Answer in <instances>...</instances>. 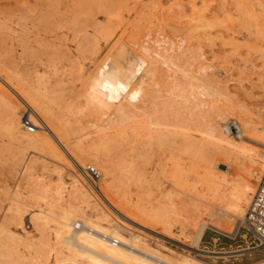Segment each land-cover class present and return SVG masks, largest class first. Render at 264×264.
Here are the masks:
<instances>
[{"label": "bare ground", "instance_id": "1", "mask_svg": "<svg viewBox=\"0 0 264 264\" xmlns=\"http://www.w3.org/2000/svg\"><path fill=\"white\" fill-rule=\"evenodd\" d=\"M233 1V6L236 8L237 14H239L238 16L243 20L245 27L243 30H246L250 36L251 34H259L263 35L262 37L264 38V23L261 20L264 15H262V12L261 16L258 10L254 8L251 0ZM95 3L92 5L93 7H95ZM99 3L100 1L97 6L100 5ZM157 4L159 11L161 8L164 9L162 6H165V4L161 6L159 1ZM173 4L180 7V10L183 9V11H187L186 13H188L185 15L182 11V17H187V20L179 21L178 29L174 27L177 32L179 30L183 31L182 34L186 37H184V40H181L183 37L180 36L177 38H169L170 35L166 36L165 34H161L167 28L169 29L171 27L170 25L166 29H160V27V30H152L153 27L147 24L145 25L143 22L144 26H142L143 24H140V21L143 20V17H140L141 11V13L136 12V16L134 14L132 18H128V21L125 20L126 22H123L119 9L121 5L119 8V5L115 6L117 10H114L115 7H111L113 9L110 8V10L107 8L108 10L106 11L105 6L103 7L104 4H101L105 9L102 8L105 14L103 17L104 22L101 21L102 24H100L101 22L94 21L95 23H93L89 19L93 23L92 26L95 32L101 35L105 42L109 43V47L107 46L108 49L99 57L100 59L96 62L94 68L87 72L86 70L83 71L85 68L82 70L80 64L75 60L76 57L73 59V56H71L72 59H70L72 61H70V65L66 61L69 69L72 68L73 76H75L71 82L65 78L66 76L57 75L58 69L55 68L52 77L46 76V72H44L45 74L34 72L35 76L33 80L29 78L26 80L22 76L27 71L25 73L22 72L20 69L21 66L19 68L17 67L18 69L16 68V70L19 72L20 69L23 73H21L22 75H18L16 70L15 72L13 71L14 73H10L9 70L12 67L7 70L9 72L0 68V107L5 114V116L1 115L0 117H5V121L4 117L1 118V121H4L3 129L10 137L9 140H16L18 148L19 146L25 147V149L28 148L33 152L51 157L54 161L56 159L60 162H66L67 167H70L74 171V176H71L72 181L69 182L70 189L68 191V198L66 199L67 203L63 200L65 184L61 177L54 184H45L41 182L42 178L40 181L36 179L37 181L34 182L33 178H36V175L31 180L34 183L31 189L38 188L42 195L41 198L49 199L48 211L44 212V210L36 209L35 211L37 213L35 212L36 215L34 213V219L41 228H45L48 223H52L55 227V229L53 228L55 231L53 235H55V238L60 243H63V246L61 244L59 245V242L56 243L59 247L54 249L55 246L53 248L50 247L47 241L42 242L44 248L40 249L42 251L45 249L43 259L41 257V260L45 261L42 263L211 264L193 256H190L189 259H187L188 257L172 259L164 256L160 252L146 246L144 244L145 242H142L138 235H134L132 230V227H134L133 224L151 229L170 238L180 240L186 237L188 238V240L186 239L188 243L187 247L194 248L198 252L210 256L220 252L199 248L205 229L212 227L223 233L232 232V225L229 224L230 220L228 217L244 218L246 213L244 207L247 204L246 208L249 206L264 170V133H260V131L256 132L258 130L255 127L256 124L254 125L253 122H248L249 120L244 122L235 120L238 128L243 130V134L246 132V135L243 137L249 142L239 143V141L234 142L227 138L226 134H228V131L222 121L226 115L224 110L226 107L228 108L226 105L229 99L228 96L231 95V98L234 97L230 94L232 90L230 91V88L228 89L229 85H216L218 77L215 78L216 80L213 79L214 77L207 70L208 65L204 66L206 69L196 68L197 70H195L194 59L190 57L192 55L190 53V47L193 40L201 41L205 39V41H209V45H212L213 41L218 38L220 44L225 45V40L228 39L230 46L233 45L232 48L236 51L239 44L236 46L234 41L238 36L235 38L233 35L235 33L230 30L231 20L224 18L230 24L228 22L226 24V21L225 24H222L224 22L222 18L225 16H221L219 13L222 18L218 15L216 16L222 22L218 24V19L216 22L217 17L211 13V4H209L208 0H186L185 3L182 0H173ZM114 5L116 4L114 3L112 6ZM216 6L218 5L216 4ZM216 6L215 11L217 9ZM222 6L224 7V5ZM87 7L90 10L91 5ZM261 8L263 7L261 6ZM23 10L25 9L23 8ZM224 10L225 8H223V14L228 9ZM36 13L38 14L39 12ZM23 16H26L25 13ZM87 16L91 17V14L89 15L88 13ZM77 18L76 20L78 21L84 17ZM72 20L70 19V21ZM158 20L162 23V19ZM164 20L166 18H163V23L166 22ZM85 21L83 22L85 23ZM148 22L152 26L153 21L151 22L150 19ZM30 24L32 23L30 22ZM75 25L77 24L75 23ZM86 25H88V22ZM228 25H230V28ZM83 26L85 27V25ZM236 26L241 27V25ZM72 27L74 28L73 24ZM89 28H91V24ZM170 30L175 33L173 27L169 29V33ZM86 33H88L87 30ZM84 36L83 44H80L83 38L78 39L80 46L78 48L80 51L77 52L82 55L81 57L84 56V58L88 57L90 59L91 57L87 56L89 52L87 53L86 48L84 49L83 47L85 46L88 49L86 45L91 43L90 48L92 52L93 50L97 52L99 47L96 45L95 35L93 33L92 35L90 33L89 36ZM244 37L246 38V35ZM260 40L259 42L261 43L264 41L262 39ZM196 43L199 42L195 41L194 44ZM58 45L57 47H59ZM75 47L77 46L75 45ZM63 50H61V53L65 52ZM85 52L87 53L86 55ZM201 54L203 55L202 52ZM62 55L65 58L64 54L59 56L62 57ZM68 56L69 54H67ZM189 59H192V61H189ZM57 60L59 59L57 58ZM204 60L205 58H203V62ZM62 62H60V65ZM49 63L46 64V67L50 65ZM58 64L55 65L57 66ZM4 65L2 63V66ZM53 65L51 66L53 67ZM204 65L206 64L204 63ZM24 68L28 69L27 67ZM64 73L66 72L62 71L61 74ZM221 83V85H224L223 82ZM22 107H24L25 111H23ZM24 118H27L36 129L32 132L23 130L22 121ZM86 128L91 129L89 133L87 132L88 134L91 133V136L88 138L82 135L85 132L81 134L83 130H87ZM88 134L86 135L88 136ZM164 147L168 148H166L167 151ZM18 148H16V151ZM155 149L161 152L158 173L162 175L170 173L171 181L167 185L165 183L159 184L155 182L157 178L155 173L157 170L151 172L142 163L139 164L144 160H148V156L154 154L151 152H154L153 150ZM118 150L120 156L117 155V157L119 159L113 156V153ZM19 153L22 154L23 151ZM120 153L123 155L121 156ZM17 155L19 154L17 153ZM20 157L22 158V156ZM33 159L31 161L28 159L30 162L26 165L23 163L22 167L24 176L26 175L29 180L32 177V170L36 167V164H39ZM167 160L171 164V166H167L169 168L168 171L164 168L166 167L164 164H166ZM16 161L17 159H15V163H17ZM41 162L42 170L48 173L49 168L44 164L45 161L42 160ZM89 163L97 165L98 169L101 170L102 176L96 191L100 203H105L109 207L108 209H111L109 211L121 217L123 219L122 221H127L128 226L131 228L124 226L126 223L124 225L119 223L110 212H104L102 209L99 210L96 204L92 206L93 211L90 214L84 212L83 207L84 205H89V197L94 192L89 190L90 186L88 187L85 182L86 179L84 180V176L82 175V173L84 174L83 169L87 165H91ZM11 164L13 163L11 162ZM15 165L13 164L12 166ZM219 165H224L226 169L223 171L218 170ZM12 170L10 171L12 172ZM22 171L21 173H23ZM59 171L56 172L59 173ZM25 187L27 186L25 185ZM152 190L158 192V198L155 197V201H152L153 199H148L147 201L144 196ZM18 196L15 193V196L11 197L13 204H10L13 206L9 205L11 207L9 209L10 218L19 220L20 222L24 216L21 205L25 202L23 203ZM98 202L97 204H99ZM27 205L26 203L23 206L25 207ZM204 216L208 218L205 219ZM31 220H33L32 216ZM1 224L0 261L6 262L10 259L11 252H9L3 242L6 231ZM20 226L22 225L20 224ZM236 229L234 227L233 231H236ZM103 235L109 239H116L118 243L113 244L111 240L104 238ZM18 242H21V240ZM249 249L251 248L240 249L237 252L242 254L243 251ZM14 250L17 251L16 249ZM29 255L31 256V253ZM37 256L31 258V261L40 264L41 262H38L40 259ZM23 257L25 260V255ZM23 257L21 258L23 259ZM28 258L30 259L29 256ZM23 262L21 261V264ZM253 264H264V259Z\"/></svg>", "mask_w": 264, "mask_h": 264}, {"label": "rangeland", "instance_id": "2", "mask_svg": "<svg viewBox=\"0 0 264 264\" xmlns=\"http://www.w3.org/2000/svg\"><path fill=\"white\" fill-rule=\"evenodd\" d=\"M92 1H94V0H91V3H92L91 4L90 0H20V1H18V0H0V56H2V57H0V59L3 58L2 60H0V68L7 71L8 69H10L12 67L9 70L10 73H14L16 68L17 67L19 68L20 66H21L20 67L21 71L24 73L26 71L28 72V70L30 72L33 68H35L32 70L33 73H32V71L30 73L28 72V74L26 72V74H24V75H22L23 73L20 71V69H19V72H18V70H16V72H18L17 74L22 75L26 80H28L27 78L33 80L34 76H35L34 72H40L42 74H45L44 72H46V74H45L46 76L52 77V73H53L54 68H55V69H58L57 75L64 76V77L66 76L65 78H67L71 82L72 79L75 78V76H73V74H72V68L69 69L68 66L70 65V61H72L71 56H73V59H74V57L77 58V59L75 58V60L80 64V67L82 68V70L85 68L83 71H85V70H86V72L91 71L92 68H94V65L96 64V62L100 59L99 57H101L103 55L102 53L108 49L107 46L109 43L105 42L104 39L102 38V36L99 35L97 32H95V30L92 26V24L95 22H101V21L104 22V20H103V17L105 16V14H104L105 9L103 8L104 6H105L106 11H107L111 7L114 8L115 6L119 5L118 6V8H119L121 5V7L119 9H120V14L122 15V21L123 22L128 21L129 17L132 18L134 14H135L134 16L137 15L136 12L139 13L141 11L142 13L140 12L141 13L140 17H143L142 18L143 20L140 21V24L142 25L144 23L145 25L146 24L150 25V27H153L152 30H160L162 28L166 29L167 26L169 27V25H170L171 27H169V29L173 27V30L175 31L174 27H177V29H178V22L179 21L187 20V17H185V18L182 17L183 14H185V15L188 14V13H186L187 11L185 12V11H183V9L180 10V7H178L174 4L172 5L173 0H158L159 3L161 4V6L164 4H165V6L166 5L168 6V8H167V6L166 7L162 6L164 9L161 8L160 11L158 9L159 6L157 4V2H158L157 0H154V1L153 0H149V1L148 0H136V1L135 0H122V2H121V0H102V1L99 0L100 1L99 6H97L98 2H99L98 0H95L94 2H92ZM155 1H156V3H154ZM208 1H209V4H211V6H210L211 13L215 14V16L218 15L220 18H222L221 16H225L222 18V20L224 18L231 20L230 21L231 24H230L227 20L224 19V22L222 24H225V21H226V24L228 22L231 25V28H230V25H228V26H229L230 30L235 33V34H233L234 37L236 38L238 36V38H236V40H235L236 42L234 41V43L236 46H237V44H239L240 46L238 45V47H237L238 49H236V51H234V49L232 48L233 45L230 46L228 39L225 40V42H226L225 45L220 44V41L218 40V38H216V39L214 38L215 40L213 39L214 41H213L212 45H209L210 44L209 41H205V39H202V40H204L203 42H201L202 40L201 41L193 40L192 45L190 47V53L192 54L190 57H193V59H194L195 70L206 69V67H204V66L208 65L207 70L210 72L211 76L214 77L213 79L216 80L215 78L218 77L217 78L218 80H216V85H220V86H228L229 85L228 89L230 88V91L231 90L233 91V92L231 91L230 94H232V96H234L233 98L235 101L232 100L233 98L230 97L231 95L228 96V98H229L228 101L230 100L229 101L230 103L228 101L226 102V105L228 106V108L226 107L224 110L226 115L224 116V119L222 121L224 124V127L228 131V134H226V136L229 140H232L234 142L235 141L236 142L239 141V143L249 142L245 137H243L244 135H246V132H245V134H243L244 133L243 130L238 128V126L235 123V120H238V121L241 120L240 122H244V121L249 120L248 122H253L254 125L256 124L255 127H257V129H258V130H256V132L260 131V133H264V128H263L264 127L263 126V123H264V45H263L264 43L263 42L264 41H262L263 44L261 42H259V41H261L260 39L264 40V38L262 37L263 35H259V34H257V35L251 34V36H250L247 34L246 30L245 31L243 30L245 28L244 23H243L242 18L240 16H238L239 14H237L235 6H233V4H234L233 0H232V2H231V0H226V1L225 0L224 1L223 0H219V1L218 0H215V1L214 0H208ZM95 2H97V3H95ZM108 2H109V5H108ZM182 2L185 3L186 0H182ZM251 2L253 3L254 8L258 10V13L261 15V12H262V15H264V12H263L264 11L263 10L264 0H251ZM94 3H95V5H94L95 7L92 6ZM114 3L116 5L112 6ZM85 4H86V6L89 5V7L91 5V7L95 8V9L90 7V10H89L88 7L86 8ZM101 4L102 5L104 4L103 7ZM127 4L129 5V8H128ZM216 4L218 6H216ZM230 4H232V5H230ZM222 5H224V7ZM229 5L231 6V8ZM96 6H97V8H96ZM215 6L217 7L216 11H215ZM261 6L263 8H261ZM149 7H150V9H149ZM221 7L225 8V10L228 9L227 10L228 12L226 11L223 14V8H221ZM23 8L25 10H23ZM113 8H111V9H113ZM218 8L220 9L219 11H218ZM74 9H76V10H74ZM87 9H88L89 15L91 14V17L87 16L88 15ZM96 9H98V10L100 9L99 10L100 12ZM115 9L117 10V7H115L114 10ZM135 9H137L138 11L137 10L135 11ZM78 10L82 11V12H79ZM84 10H86L85 11L86 13L83 12ZM91 10L94 14L93 16H92ZM101 10H102V12H101ZM72 11H73V13H72ZM77 11H78V13H77ZM182 11L184 12L183 14H182ZM212 11H215V12H212ZM8 12H9V14H8ZM13 12L15 15L13 14ZM36 12H39V13L37 14ZM164 12H165V15H164ZM24 13L27 17L23 16ZM219 13L221 14V16L219 15ZM85 14H87V15H85ZM168 15H169V17H168ZM231 15H233V16H231ZM234 15H235V18H234ZM42 16H44V17H42ZM74 16H76V17H74ZM218 16H216L217 17L216 22H217V19L220 21V18H218ZM157 17H160V18H157ZM76 18L77 19L83 18L82 20L83 21L86 20L88 22V25H86L87 24L86 21L84 23L81 19H79L78 20L79 22H78L76 20ZM89 18L92 20L93 23L90 22L91 20ZM93 18H94V20H93ZM163 18L164 19L166 18V20H164V21H166L165 23H163V21H162ZM168 18H169V20H168ZM262 18H261V20H263V23H264V16H262ZM61 19H63L62 22H60ZM70 19H73L72 21H75V22L70 21ZM88 19H89V21H88ZM150 19H151V22L153 21L152 26H151V23L148 22ZM158 19H160V20L162 19L161 22L163 23V25H161L162 23H160V21ZM233 19H235L236 21ZM48 20L51 21L52 23L49 22ZM35 21H37V22H35ZM219 21L217 22L218 24L222 22V21H220V22ZM233 21H235V22H233ZM30 22L32 24H30ZM102 22L100 24H102ZM75 23L77 25H75ZM232 23H233V25H232ZM234 23H235V25H234ZM72 24H73L74 28L77 27L75 30L72 27ZM78 24H79V26H78ZM90 24H91V28H89ZM144 24L142 26H144ZM153 24H155V25H153ZM172 24H175V25H172ZM83 25H85V27ZM236 25H241L242 28L240 26H236ZM80 26H82V27H80ZM41 29H42V31H41ZM167 29L165 31H163L164 33H161V34H165L166 36L170 35L169 38H177L180 36V37H183V38H181V40H184L185 36H184V34H182L183 33L182 30H179V32L175 31V33H176L175 34V33H173V31H171L172 29L170 30V33H169V29L168 30ZM86 30L88 33H86ZM90 33H91V35H92V33L95 35L96 45H98L99 49L97 52H94V50L92 52V50L90 48V46L92 45L91 43H88L90 45H88V44L86 45V46H88V49H87V47L84 46L83 48L84 49L86 48L85 50L87 51V53L89 52V54H87L85 52V55L87 54V56L91 57L89 59L88 57L87 58H84V56L81 57L82 55L80 53H78L80 51V49L78 48V47H80L78 44L79 43L78 39H80L82 37L83 39L80 41V44L81 43L83 44L84 43L83 41L85 39L84 35L89 36ZM245 35H246V38L244 37ZM76 36H77V38L75 39ZM259 36H261V37H259ZM255 37H257V38H255ZM63 39H64V41H63ZM237 40H238V42H237ZM256 40H258V41H256ZM195 41L199 42V43L194 44ZM58 44H60V45H58ZM57 45L59 47H57ZM65 45H66V47H65ZM75 45L77 47H75ZM59 48H60V50H59ZM89 48H90L91 52H90ZM92 49H93V46H92ZM57 50H59V51H57ZM61 50L65 51V52L62 51L63 53H61ZM66 52H67V54H69L68 57H67ZM201 52L203 53V55L201 54ZM58 53H60L59 55L64 54L65 58H63V55H62V57L59 56ZM90 53H92L93 55ZM190 53H189V55H190ZM201 55L203 58H205L204 62H203V58L201 57ZM60 57H61V59L62 58L63 59L61 60ZM57 58L59 60H57ZM66 58H67V60H65ZM4 59H6V60L3 61ZM50 59L52 60V62ZM54 59L57 61H55ZM79 60H80V62H79ZM90 60H91V62H90ZM1 61H3L2 62L3 65L5 64L4 66H2ZM62 61H64V62H62ZM66 61L69 65L66 64ZM189 61H192V59H189ZM14 62H15V64H14ZM60 62H62L61 63L62 67H60L61 66ZM6 63L9 64L10 66L9 65L7 66ZM16 63H17V65H16ZM47 63H49L50 65H47V67H46ZM51 63L54 64L53 67L51 66L52 65ZM204 63L206 65H204ZM39 64H41L42 66ZM55 64H58V65L56 66ZM25 65H27V66H25ZM28 65L30 67L32 65L33 68L32 67L30 68ZM65 65H66V67H65ZM200 65L201 66L203 65V66L201 67ZM1 66L2 67L6 66V67L2 68ZM210 66H211V68H210ZM24 67H27V68L29 67L30 69L29 68L26 69ZM68 69L71 71H69ZM9 71H7V72H9ZM59 71H61V72H59ZM62 71L66 72V73L61 74ZM216 75H218V76H216ZM221 82H223L224 85H221L222 84ZM239 86H241V87H239ZM234 87H237L238 90H237V88H234ZM231 101H232V103H231ZM233 102H234V104H233ZM0 109H1L0 113H1V111L3 113V110L1 107H0ZM22 109H23V111H25L24 107H22ZM2 113L0 114V116L1 115L5 116V114L4 113L2 114ZM4 116L0 117V126L2 128V129L0 128V133H1L0 134V224L2 223L1 225H3L5 228L6 236L3 237V242L6 245L9 252H11L10 253L11 257L6 262L0 261V264H15V262H16V264H18V263L21 264V261L25 262V263L23 262L22 264H28V263L29 264H33V263L38 264L37 262L31 261L32 260L31 258H34V256H37V255H38L37 258L40 259V261H38V262H41L40 264H44L42 262H44L45 260H41V257L43 259L44 250H45V249H43V251L41 250L42 248H44L42 246V242L47 241L48 244L50 245V247L53 248L55 246L54 249H57L60 244H61V246H63L62 245L63 243H60L58 241V239L55 238V235H53L55 233L53 228L55 229V227L52 223H48V225H46L45 228H41V226L38 225V223L34 219V216L37 213L35 211L36 209H41L42 211L44 210V212L48 211L47 209H49V208H47V207H49V204H48L49 199L48 198L42 199L41 198L42 195H41L40 191L38 190V188L37 189L34 188L33 190L31 189V188H33L32 187V185L34 184L33 181L34 182L37 180L40 181V179L42 178L41 182H43L45 184H48V183L54 184L59 180V177H61V179H63V182L65 184L64 185L65 192H63V200L67 203L66 199L68 198V191L70 189V185H69L70 183L69 182L72 181L71 176L72 177L74 176V171L70 167H67L68 165L66 164V162H60V161H57L56 159L54 161V159H51V157L33 152L28 148H26L27 149V151H26L25 147L23 148V147L19 146V148H22V149H19L18 145H17V141L14 139L9 140L10 137L7 135V133H5V131L3 129L4 128L3 123L5 121ZM3 117H4V121L3 120L1 121V118H3ZM258 122H259V124H258ZM261 127H262V130H261ZM22 128H23V130H26L25 127H22ZM86 129H85L86 131L83 130V132H81V134L85 132L82 135H85V138H88L91 136L90 135L91 133L88 134L91 129H88V128H86ZM2 133L5 135H3ZM86 134H88V136ZM7 137H9V138H7ZM8 140H9V142H8ZM14 141H16V142L14 143ZM15 144L17 147L15 146ZM16 148H18L20 151H23V153L20 154L19 153L20 151L18 149L16 151ZM166 148L167 147H164V149L167 151L168 148L167 149ZM156 150L157 149L153 150L154 152H151L154 154H152L151 156L149 155L150 159L148 156V160H144V161L140 162L139 164L142 163V165L146 166V168L151 170V172L157 170V172L155 173L157 176L155 182L159 183V184L165 183L167 185L171 181V176H170V173H165L163 175L158 173L159 172V163H160L159 161L161 158V155H160L161 152H159L158 150L156 151ZM17 153L20 156H22V158L19 155H17ZM118 153H119V150L117 152L115 151V153H113V156H115L117 159H119L117 157V155L120 156ZM36 154H38V155H36ZM114 154H116V155H114ZM120 154H121V156L123 155L122 153H120ZM158 155H160V156H158ZM13 157H15V159H17V161H16L17 163H15V159H13ZM35 157L37 160L35 159ZM18 158H20V159H18ZM28 159L30 161H31V159H33L36 161V163H39L38 165L36 164V167H35L36 169L34 168L35 170L34 169H33L34 171L32 170V172H31L32 177L30 180L26 177V175L24 176V170L22 168L23 163H24V165H26L28 162H30ZM40 160L45 161L44 164L46 165V167L49 168V170H48L49 174L46 173L47 171L42 170L41 163H43V162H41ZM10 161L14 165L15 164L16 165L12 166L13 164H11ZM143 162H145V163L147 162V164H145ZM9 164H10V166H9ZM89 164L95 166L98 169L97 165H95L93 163H89ZM164 165L166 166L164 168H166V170L168 171V169H169L168 167L171 166L170 162L167 160L166 164H164ZM11 166H12V168H11ZM39 166H40V168H39ZM148 166H150V167H148ZM9 168H11V169H9ZM12 169H14V170L16 169V170L14 171ZM39 169L42 171H40ZM50 169L52 172L50 171ZM58 169L61 170L62 172L59 171ZM225 169L226 168L224 165L218 166V170H220V171H223ZM10 170H12L13 173ZM98 170L101 172L100 169H98ZM21 171L23 173H21ZM56 171L57 172L59 171V173H57ZM35 175H36V178H33V176H35ZM82 175L84 176L83 173H82ZM32 178L34 180L31 182ZM85 179L86 178L84 176V180ZM85 182L88 185V187L90 186L89 190H91L92 192L94 191V192L91 193V195L89 197V200H90L89 205L88 206L84 205V207H83L84 212L86 214H90V212L93 211L92 206H95V204H96V206L99 210L102 209V211L104 210V212H110V214H112V216H114V218H116L119 223H121L123 225L126 223L124 226L131 228L130 226H128L127 221H125V222L122 221L123 219L121 217H119L118 215H115V213H113L112 211H109L111 209H108L109 207L106 206L105 203H103V202L100 203V199L96 195L97 190L94 187H91V185H89L90 183H89V181H87V179L85 180ZM25 185L27 187H25ZM29 185H30V187H29ZM27 189H28V191H27ZM29 190H30V192H29ZM34 190H37V191H34ZM155 191L156 190H152L149 193H147L146 194L147 196L146 195L144 196L145 199L147 201H148V199H150V200L153 199L152 201H155V199L158 198V194H157L158 192L156 191V193H155ZM28 192H29V195H28ZM15 193H16V195H19L18 197L21 199V201L23 203L25 202L23 205H25L26 203L29 205V206L27 205L25 207L23 205H21V207L24 211V216H23L22 221H20V222H19V220H15V219L10 218V209L9 208H11V207L9 205L13 204L11 197L15 196ZM19 193H21V194H19ZM148 194H150V195H148ZM31 196H33V197H31ZM97 202L99 204H97ZM45 205H47V206H45ZM99 205L102 207H100ZM11 206H13V205H11ZM246 206L244 207L245 211L247 209ZM85 209L86 210L88 209L87 210L88 212ZM34 213H35V215H34ZM31 216H32L33 220H31ZM204 218L207 219L208 217L204 216ZM231 218L232 217H228V219L230 220L229 224L232 225V229H231L232 232L223 233V232H220V231H218L212 227L205 229L206 235H205V237H203L201 239V242L199 244V248L207 249V250L215 251V252H220V253H217L216 255H210V256L204 255L203 253L198 252L194 248L187 247L188 238H186V237L181 238L180 240L176 239V238L166 237L165 235L157 233L156 231H152L151 229L141 227L137 224H133L134 227H132V230L134 232V235H136V236L138 235L139 239L142 242H145L144 244L146 246H148L151 249L156 250L157 252H160L164 256H167L168 258H172V259L187 258V257H188L187 259H189L190 256H193V257H196V258L201 259L203 261H207L211 264H253L259 260L264 259V251L261 248H255L253 250L243 251L242 254H239L237 252V250H240L241 247L244 248V247L249 246V245L254 246L255 241L253 242V239L249 235L246 237L245 240L239 236L240 234H243V229H242V220L243 219H241V218L240 219L239 218H232L231 219ZM20 224L22 226H20ZM234 227L237 228L236 231H233ZM135 228H137V229H135ZM211 233L215 234L214 237H216V238L218 237V240L216 242H214L213 240L210 239ZM43 234H45V235H43ZM236 234H237V237L235 238V240H229L226 238L227 236L234 237ZM41 236H44V237H41ZM28 238L30 241L28 240ZM25 239L28 241H26ZM48 239H49V241H48ZM20 240H21V242H18ZM55 240H56V242H54ZM30 242H32L34 246ZM58 242H59V245L56 244ZM37 244H39V245H37ZM239 245H241V246L239 247ZM28 248H30V249H28ZM31 248H33V249H31ZM14 249H16L17 251H15ZM34 249L36 252L35 251L33 252ZM38 249H40V250H38ZM27 250L28 251L30 250L31 252L30 251L28 252ZM15 252H16V254H15ZM17 253L18 254L20 253L19 256L20 255L21 256L19 257ZM30 253H31V256L29 255ZM40 253H41V255H40ZM26 254L30 257V259L28 258V256ZM23 255H25V257L27 256L25 260H24ZM15 257H17V258H15ZM21 257H23V259ZM18 259H20L21 261ZM17 260L20 262H18ZM29 261H31V262H29Z\"/></svg>", "mask_w": 264, "mask_h": 264}, {"label": "built area", "instance_id": "3", "mask_svg": "<svg viewBox=\"0 0 264 264\" xmlns=\"http://www.w3.org/2000/svg\"><path fill=\"white\" fill-rule=\"evenodd\" d=\"M22 125L29 132H32L36 128L27 118H24ZM83 171L87 181L97 190L98 183L102 176L101 172L93 165H87ZM242 229L243 235H241V238L245 240L249 235L253 239V242L255 241L254 246L249 245L244 248H251L249 250L261 248L264 251V170L258 181L250 204L246 209L245 216L242 220ZM103 237L109 239L104 235ZM109 240H111L113 244L118 243L116 239Z\"/></svg>", "mask_w": 264, "mask_h": 264}, {"label": "crops", "instance_id": "4", "mask_svg": "<svg viewBox=\"0 0 264 264\" xmlns=\"http://www.w3.org/2000/svg\"><path fill=\"white\" fill-rule=\"evenodd\" d=\"M205 235H206V230H205V232H204L202 238L205 237ZM214 235H215L214 233H211V235H210V239L213 240L214 242H216V241L218 240V237L216 238V237H214ZM241 235H243V234H240L239 236L241 237ZM236 237H237V234H236L234 237L227 236L226 238L229 239V240H235ZM240 246H241V245H239V247H240ZM241 248H243V247H241Z\"/></svg>", "mask_w": 264, "mask_h": 264}]
</instances>
